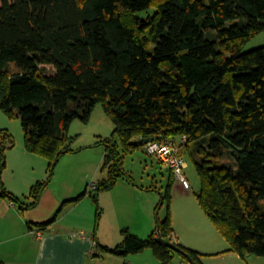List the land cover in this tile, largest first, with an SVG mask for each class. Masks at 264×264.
I'll return each instance as SVG.
<instances>
[{
    "label": "trees",
    "instance_id": "1",
    "mask_svg": "<svg viewBox=\"0 0 264 264\" xmlns=\"http://www.w3.org/2000/svg\"><path fill=\"white\" fill-rule=\"evenodd\" d=\"M140 12L146 16L139 18ZM262 31L264 0H0V108L20 120L24 149L45 159L49 173L30 187L28 204L7 192L1 179L0 196L20 209L34 208L60 159L75 152L70 124L87 122L100 105L113 125L111 137L95 144L105 147L104 177L93 191L85 187L64 200L39 230L87 195L100 253L126 257L149 249L160 264H170L175 254L188 263L182 253L200 264L195 251L176 244L177 253L156 240L172 242L175 179L169 169L149 236L124 229L113 248L96 239L99 194L123 177L134 184L121 156L145 153L150 141L185 137L177 156L198 175L197 204L229 252L244 261L264 257V46L243 50ZM45 66L54 73L45 74ZM134 140L144 143L131 146ZM12 142L0 132V174Z\"/></svg>",
    "mask_w": 264,
    "mask_h": 264
},
{
    "label": "rangeland",
    "instance_id": "2",
    "mask_svg": "<svg viewBox=\"0 0 264 264\" xmlns=\"http://www.w3.org/2000/svg\"><path fill=\"white\" fill-rule=\"evenodd\" d=\"M137 15L139 18H144L146 16L144 12H140ZM261 46H264V31L252 38L245 45L243 50L249 51ZM10 66H13V64L10 63ZM43 72L45 74H53L54 69L50 66H45ZM0 132L8 133L11 136L13 141L12 148L15 152L24 149V135L20 120L17 117H9L1 108ZM112 133L113 125L100 105H96L87 122L76 119L70 124L67 136L71 138L70 148L75 152L65 154L60 159L53 170L49 183V187L57 196L69 194L68 197H75L79 195L86 186L104 177V173L100 172V168L105 153V147L95 144L102 139L110 138ZM31 157L34 159L32 165L35 169L34 174L36 179L45 180L49 174L47 171V161L37 156ZM121 157L124 171L130 176L134 184L129 183L128 180L123 177L119 179L118 185L139 188L140 190L138 192H143V194L145 192L153 193V197L157 200L154 207H151L152 217L155 221L153 208H155L160 201L159 193H162L167 185V168L159 164L155 157L147 155L142 150L133 154H123ZM4 161L6 167V153ZM222 162L228 165L231 163L228 158H224ZM185 163L186 166L183 173L189 187L184 188L180 180L174 177L175 181L171 188L172 197L170 200L169 212L174 238L177 239L181 246L198 253L200 264H264V257L248 255L244 261L237 254L228 251V243L216 231L206 214L197 204L194 193L199 191L200 181L191 162L185 159ZM26 164L28 167V163ZM95 164L98 165L97 174H95L92 180H85L83 175L92 170L93 167L96 169L94 166ZM2 173L3 172H1V174ZM24 181V176H21L19 183H15V187H21ZM150 187L156 188V191H147L146 189ZM23 189L26 190L25 188ZM127 195L128 196L123 198L126 207L123 212L116 216V223L113 217L117 232L112 236L108 226H106L107 229L101 230V238L105 237L104 242L110 244L112 246L111 248L120 243L122 239V230L127 229L133 234V231L129 228L132 220L131 215H133L134 221H137L138 213L137 211H133L130 214L129 207L134 203L136 205L135 209H138L142 206L144 201L142 198L133 197L131 192L127 193ZM22 196L23 195H20V200L24 201ZM164 216L165 206L163 205L158 210V217L162 219ZM105 221L107 222L108 220ZM115 226L112 231L115 230ZM150 234L151 232L139 235V237L146 238ZM97 263L100 262L97 260ZM170 264L189 263H184L181 261L180 257L175 254Z\"/></svg>",
    "mask_w": 264,
    "mask_h": 264
},
{
    "label": "crops",
    "instance_id": "3",
    "mask_svg": "<svg viewBox=\"0 0 264 264\" xmlns=\"http://www.w3.org/2000/svg\"><path fill=\"white\" fill-rule=\"evenodd\" d=\"M5 153L6 167L1 174L2 185L7 192L19 200L20 195H23L24 201H20L28 204L30 202L28 198L30 187L37 182L44 181L37 180L34 174L35 169L32 165L34 159L31 157L34 155L27 153L25 149L15 152L13 148L6 150ZM26 163H28V167ZM94 166L96 169L93 167L83 175L85 180H92L97 174L98 165ZM21 176H24L25 181L21 187H15V183H19ZM93 183L95 184V182L91 184ZM89 186H86L88 191H93ZM139 190L133 186L118 185L117 182L112 190L99 194V206L102 212L96 231V239L99 244L112 247L104 242L105 237L101 238V230L107 229L106 226H108L112 236L117 232L113 217L116 223V216L126 207L123 198L128 196L129 192L133 197L144 200L138 209H135L134 203L129 207L130 214L133 211L138 213L137 221H134V217L131 215L132 220L129 228L137 237L152 233L155 221L152 217L151 207H154L157 200L153 197V193L145 192L143 194V192L139 193ZM68 195L57 196L48 184L41 194L38 204L27 210L20 209L9 199L0 196V264H160L149 249L126 257L100 253L92 238L95 225V206L87 195L77 203L66 205L57 220L48 228L41 230L40 236H38L37 224L46 221L64 200L74 198L68 197ZM114 226L115 230L112 231ZM172 242L180 245L174 238V234ZM97 260L100 263H97Z\"/></svg>",
    "mask_w": 264,
    "mask_h": 264
},
{
    "label": "built area",
    "instance_id": "4",
    "mask_svg": "<svg viewBox=\"0 0 264 264\" xmlns=\"http://www.w3.org/2000/svg\"><path fill=\"white\" fill-rule=\"evenodd\" d=\"M185 142V137H181L177 142L150 141L143 146V150L148 155L156 157V159L160 161L164 167L172 171L174 177L177 180H180L183 187L187 188L188 182L183 173L186 166L185 159L177 156V148L180 145L185 144ZM89 188L90 190H93L95 188V184H91ZM40 233L41 230L37 232V235L40 236Z\"/></svg>",
    "mask_w": 264,
    "mask_h": 264
},
{
    "label": "water",
    "instance_id": "5",
    "mask_svg": "<svg viewBox=\"0 0 264 264\" xmlns=\"http://www.w3.org/2000/svg\"><path fill=\"white\" fill-rule=\"evenodd\" d=\"M143 143H144V142H143L142 140H134V141H131L129 144H130L131 146H134V147H141V146L143 145ZM156 240H157L160 244H162V245L168 247L169 249L173 250L174 252L182 253V251L176 246L175 243H173V242H169V241H164V240H163L161 237H159V236L156 237ZM182 255L185 256V258L187 259V261H188L189 264H196L188 254L182 253Z\"/></svg>",
    "mask_w": 264,
    "mask_h": 264
}]
</instances>
